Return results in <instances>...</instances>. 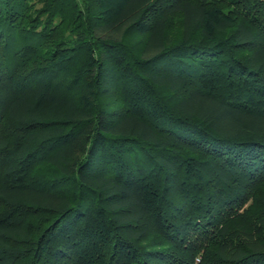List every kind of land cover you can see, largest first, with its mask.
<instances>
[{
  "label": "trees",
  "instance_id": "1",
  "mask_svg": "<svg viewBox=\"0 0 264 264\" xmlns=\"http://www.w3.org/2000/svg\"><path fill=\"white\" fill-rule=\"evenodd\" d=\"M0 264H264V0H0Z\"/></svg>",
  "mask_w": 264,
  "mask_h": 264
},
{
  "label": "rangeland",
  "instance_id": "2",
  "mask_svg": "<svg viewBox=\"0 0 264 264\" xmlns=\"http://www.w3.org/2000/svg\"><path fill=\"white\" fill-rule=\"evenodd\" d=\"M174 20H172L171 24L173 26V28L175 30H177L179 28V18L177 16H175L173 18ZM147 220L146 219H143L139 224L140 225H143V227L145 228L146 230V238L143 239V244L147 245V246H158V243L162 240L161 236L156 232V231H153L151 229V227L146 224ZM158 242V243H157ZM156 243V244H155ZM155 244V245H153Z\"/></svg>",
  "mask_w": 264,
  "mask_h": 264
}]
</instances>
